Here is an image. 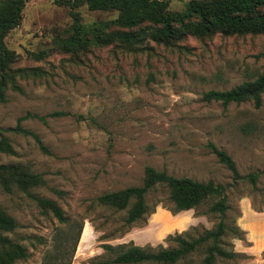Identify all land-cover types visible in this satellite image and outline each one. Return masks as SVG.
<instances>
[{
  "label": "rangeland",
  "instance_id": "obj_1",
  "mask_svg": "<svg viewBox=\"0 0 264 264\" xmlns=\"http://www.w3.org/2000/svg\"><path fill=\"white\" fill-rule=\"evenodd\" d=\"M188 1L170 0L169 9ZM69 10L30 0L4 39L16 53L13 68L40 72L17 78L22 91L8 88L0 102V138L14 151L0 152V164L23 163L39 173L44 185L30 193L55 201L64 216L42 211L29 194L0 189V207L17 224L4 234L28 253L13 264H96L114 257L103 243L173 247V235L214 225L218 217L205 213L207 204L176 213L158 205L143 225L122 233L125 212L95 199L140 185L146 166L226 185L227 220L243 237L225 235L224 246L238 255L214 264H264V92L259 107L203 98L263 72L264 34L187 36L177 48L148 41L136 51L109 45L72 55L56 43L72 23ZM76 10L85 24L116 15L85 4ZM209 142L231 155L241 176L259 172L255 183H234ZM202 256L194 252L177 264H201Z\"/></svg>",
  "mask_w": 264,
  "mask_h": 264
},
{
  "label": "trees",
  "instance_id": "obj_2",
  "mask_svg": "<svg viewBox=\"0 0 264 264\" xmlns=\"http://www.w3.org/2000/svg\"><path fill=\"white\" fill-rule=\"evenodd\" d=\"M30 0H0V102L6 100L8 88L22 91L17 78L35 77L39 68H13L16 53L5 44L7 34L16 28L22 17V10ZM56 5L69 7L72 23L63 37L56 43L72 55L85 53L92 47L114 45L126 51H136L143 44L152 41L167 47H182L179 43L187 36L206 38L220 33L230 35L264 34V0H189L182 10L169 9L170 0H52ZM85 4L90 11L114 12L113 18L82 23L76 10ZM264 92V70L255 79L244 81L227 90H209L203 94L204 100L230 102L252 101L255 107L262 102ZM17 131H26L19 127ZM42 147L40 139L31 134ZM218 161L225 165L234 183L247 179L251 183L259 177V172L241 176L235 161L225 150L213 143L207 144ZM0 152L12 154L13 147L6 137L0 138ZM44 185L43 177L33 172L26 164H0V189L29 194L44 212H51L63 220V211L51 200L31 194V189ZM158 192L164 197H157ZM227 186L212 180L199 181L189 177H176L164 170L146 166L140 185L103 192L96 197L98 205L124 211L122 233L132 226H141L148 215L160 205L176 213L197 209L207 204L205 213L216 215L218 220L211 228L200 232H185L173 235V247L140 246L132 240L112 246L103 243L101 247L113 253L112 259H103L96 264H177L194 252H201V264H214L217 258L231 259L237 252L224 246L223 237L231 234L241 239L243 231L228 222L229 209ZM17 227L14 217L0 207V264H13L28 257L27 249L5 235Z\"/></svg>",
  "mask_w": 264,
  "mask_h": 264
}]
</instances>
